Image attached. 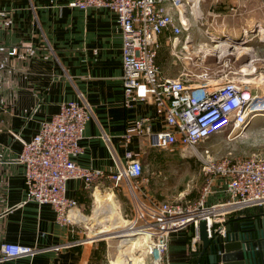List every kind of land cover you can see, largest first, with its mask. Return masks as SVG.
I'll return each mask as SVG.
<instances>
[{"label":"crops","instance_id":"crops-1","mask_svg":"<svg viewBox=\"0 0 264 264\" xmlns=\"http://www.w3.org/2000/svg\"><path fill=\"white\" fill-rule=\"evenodd\" d=\"M69 1L0 0V256L1 247L32 250L0 258V264H90L93 247L82 237L80 224L58 223L49 203L23 201L24 165L17 160L22 143L12 132L28 140L42 120L58 111L61 101L84 100L92 112L79 139L78 163L110 173L125 165L127 149L140 161L146 155L153 160L165 155L155 151L146 135L137 134L134 125L135 119L146 115L151 128L160 129L164 110L150 100L124 104L122 37L116 13L108 7L82 9ZM194 1L199 19L190 16L191 27L198 21L225 29L236 43L231 44V52L241 53L237 45L250 46L253 49L247 52L255 54L264 48V0ZM186 32L190 34V29L182 36ZM251 36L257 37V46L243 44ZM160 39L163 46L168 41L166 33ZM12 46L31 53L25 58L9 55ZM146 177L140 186L146 187L148 196L156 200L155 193L164 199L163 187L143 185L149 181ZM222 187V180L215 179L208 203L225 198ZM192 189L182 188L179 194L186 196ZM66 193L78 199L83 210L91 189L71 178ZM100 195L96 190L97 200ZM193 234L191 225L169 234L165 257L170 264H192L193 249L199 243Z\"/></svg>","mask_w":264,"mask_h":264},{"label":"built area","instance_id":"built-area-1","mask_svg":"<svg viewBox=\"0 0 264 264\" xmlns=\"http://www.w3.org/2000/svg\"><path fill=\"white\" fill-rule=\"evenodd\" d=\"M71 6L108 7L116 13L121 29L122 95L126 106L137 100L154 101L164 110V126L152 129L150 117L134 120L137 134L146 135L152 147L173 149L183 147L203 163L204 184L198 195L184 200L153 201L145 191L134 218L126 229L143 235L150 264H170L165 257L169 234L192 226L193 240L198 239V222L204 219L208 236L226 235V224L239 211L264 205V156L214 157L208 147L200 145L212 134L227 131L228 138L239 135L254 117L263 102L262 95L237 70H222L201 65L194 71H180L176 76L165 75L156 62L161 46L160 36L166 33L172 47L188 46L189 16L198 17L194 0H71ZM180 37H182L180 39ZM9 55L25 58L31 51L12 46ZM240 67V71L247 73ZM246 70V69H245ZM92 112L87 101L63 100L49 119L40 122L38 130L28 139L19 133L13 136L22 143L17 160L24 165L25 198L38 205L49 203L60 224H79L81 209L78 199L68 196V179H80L84 187L94 192L103 178L118 182L132 179L135 185L147 180L142 162L125 151L126 163L115 172L84 166L75 160L82 151L79 139ZM129 134H126V138ZM220 178L225 198L207 202L215 179ZM144 235H147L145 238ZM0 258L31 253L26 249L1 247ZM141 252V251H139ZM220 253V251H218ZM138 253V252H137Z\"/></svg>","mask_w":264,"mask_h":264},{"label":"rangeland","instance_id":"rangeland-1","mask_svg":"<svg viewBox=\"0 0 264 264\" xmlns=\"http://www.w3.org/2000/svg\"><path fill=\"white\" fill-rule=\"evenodd\" d=\"M190 16L194 18L192 15ZM198 19L199 17L196 20ZM216 28H218L217 32L215 31ZM219 28V26L210 25L208 22L200 23L196 21L195 24L189 28L190 40L187 47L182 48L181 44L172 47L170 41H168L167 44L163 43L160 52V57L161 59L163 57V59L160 60L161 62L158 61L163 73L169 76H176L180 71H194L203 64L217 67L222 70V72H220L221 74L227 73L229 70H237L240 77L247 78L250 81L252 87L262 95L264 101V48L256 50L257 54L253 51L245 53L243 52L245 51L244 48L250 46L243 47L237 45L241 53L238 52L239 50L231 52L230 46L233 42L235 43V41L232 40V37L228 35L225 29ZM243 33H245V31ZM253 37L251 36L249 41L245 40L243 44H253L257 46V37ZM181 38L182 37H180V39ZM246 39H248V37ZM222 41H227L228 44L222 48H216L215 45ZM259 45L261 47V44ZM240 67L248 72L243 74V72L240 71ZM258 112L259 113L252 117L246 129L239 135L228 138L227 131L215 133L202 142L199 148L208 147L211 154L217 158L222 156H232L236 158L251 154L264 156V110L262 109V111L260 110ZM155 149L156 152L160 151V153L165 155L159 158L157 157L155 160L150 159L146 155L145 159L141 161L144 174L149 177L148 183H144L143 185L147 184L146 186L148 189L149 187L158 190L162 189L161 187L164 188V199L159 198V196L154 193V197L158 199L155 201L184 200L186 199L185 195L179 194L182 188H194L196 193H199L205 181V175L202 170L203 163L196 157L187 155L190 154V152L183 147ZM181 153H185L186 155L182 156ZM145 188L144 186L142 188V186L138 187V185H135L132 179L122 178L118 182H115L113 179L103 178L98 183L95 191L89 193L84 201L83 211L86 215L93 218L87 223L80 222L79 228L82 231L81 234L83 238L90 239V243L98 245L97 254L91 258L90 264H112V258H114L118 252L117 244L120 238V236L105 237L104 235L110 234L109 232L101 236L93 235L94 231L102 233L108 230L112 225L111 220L98 223L101 219V215H99L98 218L97 215L95 217L93 215V209L98 204L103 202L109 204L115 200L119 205L121 215L125 219L134 218L138 212L141 201L147 200L145 194L142 192L145 191ZM96 190L101 192L98 200L95 197ZM126 227L127 226L121 227L119 225L118 228H116L117 233L120 232L118 231L119 229L125 230ZM112 233H116V231ZM137 252L138 250L136 249L132 264H140L141 256ZM149 259L148 255L146 257L147 263L150 262ZM122 262L126 264L127 260H122Z\"/></svg>","mask_w":264,"mask_h":264},{"label":"water","instance_id":"water-1","mask_svg":"<svg viewBox=\"0 0 264 264\" xmlns=\"http://www.w3.org/2000/svg\"><path fill=\"white\" fill-rule=\"evenodd\" d=\"M198 240L192 264H264V205L239 211L226 224L225 236H208L201 219Z\"/></svg>","mask_w":264,"mask_h":264},{"label":"bare ground","instance_id":"bare-ground-1","mask_svg":"<svg viewBox=\"0 0 264 264\" xmlns=\"http://www.w3.org/2000/svg\"><path fill=\"white\" fill-rule=\"evenodd\" d=\"M197 1H195V6ZM198 8V7H197ZM228 44L227 41H222L220 43H218L217 45H215L216 48H222L224 46H226ZM251 47H245L244 50L247 52V50H249ZM253 49V48H251ZM260 109L264 110V101L261 103V106L259 107ZM262 111V110H261ZM103 202V201H102ZM107 202H103L101 204H98L94 209H93V215L97 218L99 215H101V219L98 223H103L106 220H111L112 225L110 226V228L102 233L100 232H93V235L95 236H101L104 235L106 233H110V234H106L104 235L105 237H110V236H120L119 238V243L117 244L118 246V252L116 254V256L114 258H112V264H123L122 260H127L126 264H132L133 260H134V253L136 251V249L138 250L139 255L141 256L140 259V264H150L147 263L145 261H143V256L142 254H144V251L146 250L145 247V243L143 240V235H141V233H138L137 231L132 232L130 229L127 230H118L120 232L117 233L116 228H118V226L120 225L121 227L126 226L127 224H129L130 222L128 221V219H125L122 215L121 217H118L117 215V207H119V205L117 204V201L113 200L111 203H107ZM120 212V210H119ZM116 214L115 219H112V214ZM121 214V213H120ZM93 217L86 215L84 212L83 214H81V220L84 223H87L89 220H92ZM111 230V231H110ZM116 233H112L115 232ZM145 238H147V235H144ZM90 241V239L88 240ZM141 251V252H139Z\"/></svg>","mask_w":264,"mask_h":264},{"label":"trees","instance_id":"trees-1","mask_svg":"<svg viewBox=\"0 0 264 264\" xmlns=\"http://www.w3.org/2000/svg\"><path fill=\"white\" fill-rule=\"evenodd\" d=\"M167 42L168 41H166V44H167ZM161 47L162 46H160V48H159V50H158V53H157V56H156V62L158 63V61H160V60H162L163 59V57H162V59H161V55H160V52H161ZM161 62V61H160ZM159 64V63H158ZM198 195V193H196V191H195V189L193 188L185 197L186 198H194V197H196ZM234 219V217L232 216V217H230L229 218V221H231V220H233ZM97 248H98V245L97 244H93V247H92V249H91V253H90V261H91V258L95 255V254H97Z\"/></svg>","mask_w":264,"mask_h":264}]
</instances>
